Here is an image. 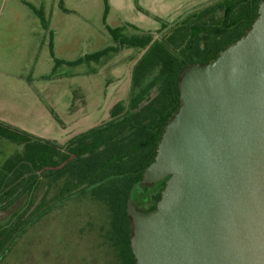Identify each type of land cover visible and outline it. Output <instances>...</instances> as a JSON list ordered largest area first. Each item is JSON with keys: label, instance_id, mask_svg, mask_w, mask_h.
<instances>
[{"label": "rangeland", "instance_id": "374dc122", "mask_svg": "<svg viewBox=\"0 0 264 264\" xmlns=\"http://www.w3.org/2000/svg\"><path fill=\"white\" fill-rule=\"evenodd\" d=\"M220 1L107 0L104 23V0H63L68 12L60 0H0V120L58 143L100 125L130 97L144 50L124 48L74 66L56 65L55 58L75 60L113 45L107 26L165 37L185 17ZM35 10L44 12L46 29ZM21 149L3 141L0 159ZM58 192L39 188L38 198L49 193L53 208L0 264H119L105 242L106 209L85 198L54 202Z\"/></svg>", "mask_w": 264, "mask_h": 264}, {"label": "water", "instance_id": "95a60500", "mask_svg": "<svg viewBox=\"0 0 264 264\" xmlns=\"http://www.w3.org/2000/svg\"><path fill=\"white\" fill-rule=\"evenodd\" d=\"M181 105L130 191L137 264H264V0L238 41L178 81ZM165 182L150 211L135 189Z\"/></svg>", "mask_w": 264, "mask_h": 264}, {"label": "trees", "instance_id": "16d2710c", "mask_svg": "<svg viewBox=\"0 0 264 264\" xmlns=\"http://www.w3.org/2000/svg\"><path fill=\"white\" fill-rule=\"evenodd\" d=\"M261 1L222 0L185 17L161 38L107 26L113 45L74 64L100 61L124 48L144 50L132 71L130 97L112 108L107 121L65 143L0 120V143L22 146L0 159V260L53 208L47 200L49 193L40 199L37 196L39 188L45 186L47 191L59 188L54 202L85 198L105 208L109 225L105 242L116 262L137 264L131 248L127 201L133 186L155 160L161 135L181 105L179 77L186 67L214 60L245 35L258 18ZM104 2L105 23L109 8L107 0ZM35 11L46 25L42 12ZM162 187L135 189L137 206L143 204L141 194L160 199Z\"/></svg>", "mask_w": 264, "mask_h": 264}, {"label": "flooded vegetation", "instance_id": "af4514ba", "mask_svg": "<svg viewBox=\"0 0 264 264\" xmlns=\"http://www.w3.org/2000/svg\"><path fill=\"white\" fill-rule=\"evenodd\" d=\"M161 185H163V187H164L165 182L162 183ZM161 185H159L158 187H156L153 190H156ZM163 187H162V190H163ZM153 190H148V191H153ZM161 195H162V191H161ZM141 198L143 199V204L141 206L139 205V207L142 208V209H145V210L152 209L153 207H156V205H157V203L159 201V198L154 199V196H151V194L150 195L149 194L148 195L145 194V195H143V197H142V194H141Z\"/></svg>", "mask_w": 264, "mask_h": 264}, {"label": "crops", "instance_id": "0c3cea01", "mask_svg": "<svg viewBox=\"0 0 264 264\" xmlns=\"http://www.w3.org/2000/svg\"><path fill=\"white\" fill-rule=\"evenodd\" d=\"M61 2H62V6H63V0H60V5H59V7L62 9V10H64V11H66V12H68L64 7L62 8L61 7ZM41 12H42V15H43V18H44V21H45V23H46V25H44V22H42V20H41V22H42V25H43V27L46 29L48 26H47V22H46V19H45V17H44V12L41 10ZM51 39H52V42H51V44L53 45V36H51ZM107 48V47H106ZM103 49H105V48H102V49H99V51L100 50H103ZM96 52H98V51H96ZM52 53V52H51ZM95 53V52H94ZM53 54V53H52ZM92 54V53H91ZM86 55H89V54H86ZM86 55H84L83 57H80L79 59H82V58H84ZM79 59H75V60H65V59H56L55 58V61H56V65H70V66H74L75 64V62L77 61V60H79Z\"/></svg>", "mask_w": 264, "mask_h": 264}]
</instances>
